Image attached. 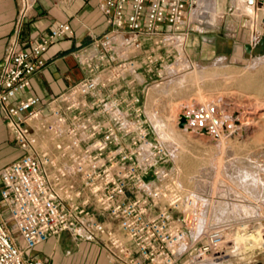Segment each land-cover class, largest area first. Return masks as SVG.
Instances as JSON below:
<instances>
[{
	"label": "built area",
	"instance_id": "2783aa9c",
	"mask_svg": "<svg viewBox=\"0 0 264 264\" xmlns=\"http://www.w3.org/2000/svg\"><path fill=\"white\" fill-rule=\"evenodd\" d=\"M206 1L104 0L109 29L76 54L84 75L43 103L14 100L72 28L64 21L21 47L33 3L20 0L0 66V109L22 152L0 170V264H47L33 252L63 232L94 241L111 264H181L228 249L225 230L203 224L199 195L166 167L170 147L153 137L146 104L153 81L192 66V16ZM245 1L264 24V0Z\"/></svg>",
	"mask_w": 264,
	"mask_h": 264
},
{
	"label": "rangeland",
	"instance_id": "374dc122",
	"mask_svg": "<svg viewBox=\"0 0 264 264\" xmlns=\"http://www.w3.org/2000/svg\"><path fill=\"white\" fill-rule=\"evenodd\" d=\"M237 11L234 16L238 19L244 13L243 35L247 41L254 40L255 51L247 54L241 44L222 54L208 44L190 51L187 42L186 55L193 69L167 71L163 82L153 81L148 87L147 111L156 126L153 137L159 136L172 155L166 167L175 169L181 184L201 198L203 224L212 230L223 228L227 234L228 249L224 253L207 254L201 260L186 257L181 264H264V43L255 38L261 31L260 38L264 39V28L252 13ZM192 17V32L204 31L194 36L197 43L200 39L212 41L224 33L222 27L213 28L227 18L221 15L215 0L206 1L200 13ZM195 108L206 118L221 121L236 109H242L244 117L234 123L232 132L225 133L223 141L217 142L203 130L195 133L179 128L178 117ZM159 127L170 132L168 140L162 139ZM6 137L3 130L0 170L22 155ZM77 242L84 245L83 253L72 238L64 237L52 252V264H101V260H108L94 241L77 238ZM92 247L100 250L98 257H87V248Z\"/></svg>",
	"mask_w": 264,
	"mask_h": 264
},
{
	"label": "crops",
	"instance_id": "0c3cea01",
	"mask_svg": "<svg viewBox=\"0 0 264 264\" xmlns=\"http://www.w3.org/2000/svg\"><path fill=\"white\" fill-rule=\"evenodd\" d=\"M104 0H32V8L28 16L22 21L20 27L21 47L30 48L38 41L45 38L52 28L64 21L69 22L72 34L65 38L57 39L48 49L45 66L35 73L31 80L30 88L24 90L14 101L18 102L28 96H40L43 103L48 102L54 96L60 95L72 84L78 82L84 75L77 62L76 54L82 49L92 47L94 38L102 36L109 29L107 20L103 13ZM212 1V0H211ZM233 0H215L221 15L225 21L213 28L224 30L221 36L212 41L200 39L197 43L194 39L203 30H195L188 38L190 51L199 50L201 45L207 44L217 51V54L234 49L237 45L245 46L247 43H254V40L247 41L243 35L246 26H243V18L238 19L233 9ZM20 0H0V66L4 51L8 45L11 35L18 29L17 20L20 14ZM231 12V13H230ZM259 21L261 28L264 24ZM194 31V30H193ZM200 32V33H199ZM235 32L237 33L235 35ZM252 37V33H251ZM260 40V41H259ZM258 41L264 43L261 38ZM262 40V41H261ZM7 134V140L11 142L10 135L4 124L3 112L0 109V134L2 131ZM1 139V138H0ZM1 143V142H0ZM70 236V237H69ZM66 239L72 238L79 251L84 252L83 244L77 242L74 235L63 232L59 237H51L43 243L33 255L42 259L47 264H52L53 250L61 245ZM83 245V246H82ZM99 249L87 248V257H98ZM101 264H111L108 260H101Z\"/></svg>",
	"mask_w": 264,
	"mask_h": 264
},
{
	"label": "bare ground",
	"instance_id": "6f19581e",
	"mask_svg": "<svg viewBox=\"0 0 264 264\" xmlns=\"http://www.w3.org/2000/svg\"><path fill=\"white\" fill-rule=\"evenodd\" d=\"M211 1V0H210ZM236 2V8H237V10L239 11V12H245V13H247V14H249V13H252V15L254 14H256L255 12H254V10H253V8L250 6V5H248L247 3H246V1L245 0H236L235 1ZM235 4V3H234ZM237 11V12H238ZM236 14V13H235ZM244 14V13H243ZM258 30V29H257ZM261 31H259L258 33H257V35L255 34V38L257 39V40H259L260 39V35H261V33H260ZM260 41V40H259ZM262 41V40H261ZM260 43V42H259ZM254 44H255V42H254ZM254 44H253V46H254ZM262 44V43H261ZM257 46V45H256ZM255 47V46H254ZM255 51V50H254ZM224 60V59H223ZM222 60V61H223ZM221 62V61H220ZM224 63V62H223ZM193 65V64H192ZM196 65V64H195ZM215 65V64H214ZM222 66V65H221ZM192 67V66H191ZM199 67V66H198ZM195 68V67H194ZM192 69H193V67H192ZM203 69V68H202ZM227 69V68H226ZM196 70V69H195ZM198 71V70H197ZM196 71V72H197ZM200 71V70H199ZM202 71V70H201ZM214 71H216V69L214 70ZM195 72V73H196ZM191 73H193L192 71H191ZM190 73V74H191ZM218 73V72H217ZM189 74V73H188ZM185 75V74H184ZM183 75V76H184ZM198 75V74H197ZM205 75V74H204ZM200 77H201V75H200ZM229 77V76H228ZM207 78V77H206ZM250 78V77H249ZM251 78H253V77H251ZM250 78V79H251ZM255 79H256V77H255ZM254 79V80H255ZM244 80V79H243ZM248 80V79H247ZM181 81V80H180ZM245 82V81H244ZM251 84V83H250ZM252 85V84H251ZM246 95V94H245ZM239 97V96H238ZM242 100V99H241ZM221 101V100H220ZM217 105V104H216ZM226 105V104H225ZM197 108V107H196ZM190 109L189 111H184V113H182V114H185L187 117H189V122L182 128V130H184V131H192V132H198V133H201L202 132V130H205L206 131V136H208V137H212L213 139L212 140H216L217 142L218 141H220V140H222V139H224L223 138V136L225 135V133H229V132H232V128L234 127V123L235 122H239V121H242L243 120V117H244V115H243V110L242 109H236V111L234 112V111H232L229 115H226V116H228L226 119H224V121H221V120H218V119H214L215 117H208L209 116V114H205V115H207V117L208 118H206V116H204V114H202V116L203 117H205V118H197L196 116H197V113H198V115L200 116V112L199 111H197V109ZM233 108V107H232ZM188 110V109H187ZM209 110V109H208ZM223 111V110H222ZM205 112V111H204ZM223 113V112H222ZM227 113V112H226ZM234 113H237V115L236 116H234ZM191 114H193V117L194 118H191L190 117V115ZM215 114V113H214ZM208 120H209V122H208ZM157 121H158V119H157ZM160 122V121H159ZM158 122V123H159ZM157 123V124H158ZM159 125V124H158ZM243 125V124H242ZM242 125L241 126H238L237 128H238V130H239V128H241L242 127ZM163 127H165L164 125H163ZM235 128H236V126H235ZM159 129H161L160 127H159ZM165 129V128H164ZM163 129V130H164ZM162 129H161V137H162V139H164V140H168V138L170 137V132L168 131V132H165L166 131V129H165V131H163ZM242 133V132H241ZM240 134V133H239ZM238 135V134H237ZM239 137V136H238ZM172 139H173V137H172ZM172 139H171V141H172ZM170 140V139H169ZM208 141V140H207ZM223 141V140H222ZM168 143V142H167ZM172 143V142H171ZM223 143V142H222ZM249 236H251L250 234H248ZM264 237V236H263ZM247 238V235L245 236V239ZM255 239V238H254ZM256 241L258 240V239H255ZM263 242H264V238H263Z\"/></svg>",
	"mask_w": 264,
	"mask_h": 264
},
{
	"label": "water",
	"instance_id": "95a60500",
	"mask_svg": "<svg viewBox=\"0 0 264 264\" xmlns=\"http://www.w3.org/2000/svg\"><path fill=\"white\" fill-rule=\"evenodd\" d=\"M244 48H245V52H246L247 54L252 53L253 50H254V46H253L252 43H250V44L247 43V44L244 46ZM236 115H237V113H234V116H236ZM180 117H181V118H180V122H179V128L182 129V128L188 123V121H189V117H187L185 114H181ZM190 117H191V118H194V117H193V114H191ZM236 123L238 124L239 122H236ZM203 131L206 132L205 130H203Z\"/></svg>",
	"mask_w": 264,
	"mask_h": 264
}]
</instances>
